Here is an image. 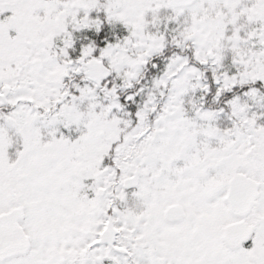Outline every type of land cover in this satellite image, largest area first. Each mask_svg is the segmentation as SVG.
Here are the masks:
<instances>
[{
  "label": "snow or ice",
  "instance_id": "1",
  "mask_svg": "<svg viewBox=\"0 0 264 264\" xmlns=\"http://www.w3.org/2000/svg\"><path fill=\"white\" fill-rule=\"evenodd\" d=\"M0 264H264V0H0Z\"/></svg>",
  "mask_w": 264,
  "mask_h": 264
}]
</instances>
